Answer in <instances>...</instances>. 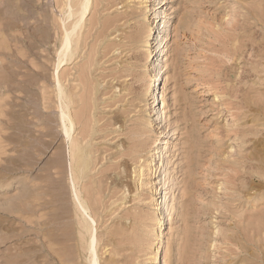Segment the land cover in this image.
I'll use <instances>...</instances> for the list:
<instances>
[{
	"label": "rangeland",
	"instance_id": "1",
	"mask_svg": "<svg viewBox=\"0 0 264 264\" xmlns=\"http://www.w3.org/2000/svg\"><path fill=\"white\" fill-rule=\"evenodd\" d=\"M74 1L0 0V264H88L68 247L56 79L74 95L70 137L90 149L79 186L100 193L97 264H154L160 240L161 264H264V0H161L160 26L153 0H88L57 66Z\"/></svg>",
	"mask_w": 264,
	"mask_h": 264
},
{
	"label": "bare ground",
	"instance_id": "2",
	"mask_svg": "<svg viewBox=\"0 0 264 264\" xmlns=\"http://www.w3.org/2000/svg\"><path fill=\"white\" fill-rule=\"evenodd\" d=\"M76 1V2H75ZM72 5H69V11H68V17H72V21L70 22L68 28L66 29L65 31V35L63 36V40H62V44L60 46V49H59V53H58V59H57V63L56 65H60L61 63H63L64 61H67L69 59H71V57L73 56L74 54V49L72 47V43L74 42V35L76 34V30L78 29L79 25H80V22L87 10V7H88V0H75ZM154 3V16L156 18H158V24L160 26V23L162 22L160 20V17L162 16V11L160 10L161 8V0H153ZM165 26V27H164ZM163 27L165 28L163 30ZM162 30L159 31V33L156 35V37L158 38V42H157V48H155V50L157 49V51H151L153 52V55L151 56V58H153V56H160L162 55L163 53V50H164V32H163V35H161L162 31H166L169 27L168 25H162L161 26ZM161 35V36H160ZM152 54V53H151ZM156 67H158V70L160 71V69L162 68V65H160V62L157 61L156 63H153L152 65V73L154 71H156ZM155 74V73H154ZM155 77H156V74H155ZM56 84H57V88H56V96H57V104H58V107H59V114H58V126L60 127L61 131H63V138H67L69 139V145H68V156L70 158V161L68 163V169L66 168V171L68 172V175H69V182L67 181V187L66 188H69V194H68V197H67V193L66 191H64V200L68 199L67 201H69L70 203L68 204L66 201V203H64V212L66 211L65 215H68L69 219L72 220V222L69 220V222L71 223H68V229L66 230H69L70 234H71V230L69 229V224H71V229H74V231L76 232V237L75 239L77 240V243L74 241L75 244L72 243V241L70 242L69 239H71V237L69 238V236L67 235L68 233L65 231L66 234H64V244L66 243L67 244V241L69 240V249L70 247H72L70 250L74 249L73 247H78L79 244H80V250L81 251H85L86 252V255H85V259L88 261V264H97V257H96V252H95V247H94V241H95V235L93 233V223L95 222L94 221V215L98 212H95L96 211V199H95V194L96 191L97 193H99V190L98 188L96 189L95 191V188L94 187H88V186H82L80 187L79 186V183H81V180H83V178L86 177L87 175V172L90 170V157H91V154H90V149L88 150L87 146L85 145H82L81 142L75 138H71L70 134H71V130L73 129L74 125L76 124L75 120H73V115L71 114L72 112H70V106L71 104L74 103V99H73V94L66 91L64 86L59 82V80L56 79ZM154 85L151 86V88L149 89V91L147 92V95L149 96V100H148V104H154V103H158V94H159V91L156 90V88H153ZM157 89H159V87H157ZM161 91L162 92H166L167 91V77L165 76L164 79L162 80V84H161ZM77 95V94H76ZM75 104V103H74ZM152 106V105H150ZM154 107V106H153ZM81 114V113H80ZM75 116V115H74ZM81 116V115H78V117ZM76 117V116H75ZM160 117H156V119H159ZM79 122V120H78ZM150 122V121H149ZM151 126H153L154 124H152V122L150 123ZM169 130L168 131H171V130H176L179 125L177 123V121L173 120L171 121V123H169ZM19 126V125H18ZM21 127V126H20ZM53 137V136H52ZM166 144H170V141H167ZM90 148V147H89ZM165 148H168L165 146ZM164 148V149H165ZM158 153H160V151H158ZM161 154V153H160ZM159 154V157H161V155ZM9 168V167H8ZM57 168H61L60 166L57 167ZM58 170V169H57ZM61 171L58 172V175L59 173H66V172H63V169L61 168L60 169ZM64 171H65V167H64ZM89 173V172H88ZM160 173V169H159V166H155L152 170H151V175H150V179H154L156 176H158V174ZM62 174V175H63ZM66 175V174H65ZM111 176V174H110ZM109 176V177H110ZM116 175H113V177H115ZM125 176V175H124ZM60 177V176H58ZM64 177V175H63ZM89 177V176H87ZM108 177V175H107ZM123 177V176H122ZM124 178V177H123ZM120 179V180H123ZM54 179V178H53ZM62 179V177H61ZM107 179V178H106ZM4 180V179H3ZM5 180H6V177H5ZM111 181V179H110ZM112 181L115 182V184H117L115 178L112 179ZM59 182V181H58ZM120 182V181H119ZM54 183V182H53ZM66 183V182H64ZM100 183V182H99ZM112 183V182H111ZM123 183V182H122ZM3 184H6L7 183H3ZM119 184V183H118ZM60 185V184H58ZM87 185V184H86ZM122 185V184H121ZM9 186V185H8ZM57 186V184L55 185ZM112 186V185H111ZM115 186V185H114ZM113 186V187H114ZM7 187V186H6ZM45 187V186H44ZM65 187V185H64ZM97 187H99V185H97ZM126 187V186H125ZM8 188V187H7ZM40 188H42V190H46L43 188V186L40 185ZM111 188V187H110ZM116 188V187H115ZM115 188H114V191H115ZM121 188V186H120ZM101 189V187H100ZM104 189V188H103ZM122 189V188H121ZM125 189V188H123ZM40 190V189H39ZM107 190V189H106ZM119 190V189H118ZM82 191L84 193V195L82 194ZM117 191V189H116ZM101 192V191H100ZM103 192V190H102ZM100 194V193H99ZM103 194V193H102ZM102 194L100 196H102ZM109 194H111L110 196H114L115 192H109ZM61 195V194H60ZM38 198H41L44 199L43 197H38ZM37 198V199H38ZM53 199V198H52ZM56 199V198H55ZM118 199V198H117ZM46 200V199H44ZM108 200H109V197H108ZM54 201V200H53ZM58 201V200H57ZM51 202V201H49ZM99 204V203H97ZM113 204V203H112ZM157 204H158V208L161 209L163 207L162 205V198H160V201H157ZM38 205H42V201L41 202H38ZM47 205V204H46ZM48 205H50L48 203ZM53 205V204H52ZM56 205V204H55ZM51 206V205H50ZM48 206V207H50ZM57 206V205H56ZM97 206V205H96ZM45 207V206H44ZM52 207V206H51ZM55 207V206H54ZM59 207V206H58ZM56 207V209L58 208ZM46 208V207H45ZM52 209V208H49V210ZM54 208V210H56ZM59 209V208H58ZM43 210H45L43 208ZM24 212V211H23ZM49 212V211H47ZM53 212V211H52ZM56 212V211H54ZM95 212V213H94ZM27 213V212H26ZM55 214V213H54ZM58 214V213H57ZM55 214V215H57ZM59 215V214H58ZM64 215V216H65ZM93 215V216H92ZM161 219L158 221V226L161 227V225L163 224L164 222V218H163V210L159 213ZM36 216V215H35ZM46 216V215H45ZM33 217V215L31 213H28L27 217L28 218L26 221H28L29 223H34V224H37L38 222H33L31 220V218ZM39 217V216H37ZM36 217V218H37ZM51 217V216H50ZM68 217H65L66 221L68 219ZM42 218V217H41ZM48 218V217H47ZM56 218V217H55ZM44 219V218H43ZM46 219V218H45ZM50 219V218H49ZM34 220V218H33ZM38 220V219H37ZM47 221V220H46ZM66 223V222H65ZM39 224V223H38ZM42 225V224H41ZM67 225V224H66ZM38 226V225H37ZM67 228V226H66ZM10 230V229H9ZM73 231V230H72ZM54 233V232H53ZM53 233L52 231L50 230V236L51 238H53ZM56 233V232H55ZM73 235L75 234L74 232L72 233ZM72 235V236H73ZM9 236V235H7ZM45 236V235H43ZM56 236V235H55ZM71 236V235H70ZM78 236V237H77ZM46 237V236H45ZM74 237V236H73ZM4 238V239H3ZM6 237L2 236L1 239L3 240H6L5 239ZM0 239V240H1ZM62 239V238H61ZM59 237H54L53 240H55L57 243L61 240ZM2 241V240H1ZM22 242V241H21ZM24 242V241H23ZM54 242V243H56ZM62 242V240H61ZM26 243V242H24ZM49 243V242H48ZM51 243H53L51 241ZM56 243V244H57ZM63 243V242H62ZM1 244V243H0ZM152 244V243H151ZM154 244V243H153ZM156 244V243H155ZM40 245V244H39ZM45 245V244H44ZM55 245V244H54ZM157 245V244H156ZM65 246V245H64ZM158 249L156 250V253H155V257H154V260L152 261L154 264H161V260H162V252L163 251H166V245L164 246L163 245V241L160 240V243L158 245ZM22 247V246H20ZM48 247V246H47ZM67 247V246H66ZM64 247V248H66ZM49 248V247H48ZM25 249V248H23ZM56 249V248H55ZM156 249V248H155ZM48 250V249H47ZM52 250V249H51ZM151 250V249H150ZM22 251V250H20ZM62 251V250H61ZM66 249L64 250V253H66ZM73 251V250H72ZM70 251L71 254H73V252ZM19 252V251H18ZM17 252V253H18ZM76 252L75 251V255H76ZM87 252L89 253V255H87ZM151 252V251H150ZM153 252V251H152ZM70 253L67 254L70 255ZM16 254V253H14ZM12 254V257L13 256H16V255H20V253L14 255ZM23 254H26V253H23ZM28 254V253H27ZM60 255H62L61 253H59ZM58 254V255H59ZM151 254V253H150ZM9 255V254H8ZM57 255V253H56ZM59 255V256H60ZM67 255V256H68ZM1 256V255H0ZM11 256V255H10ZM9 256V257H10ZM23 256V255H22ZM22 256H18V260L16 259L15 261L19 262V264H22L24 262V259ZM67 256L64 257L65 258V261L68 262V259H67ZM74 256L71 255L70 256V259H72V257ZM27 257H29L27 255ZM31 257V256H30ZM58 257V256H57ZM78 257V255H77ZM153 257V256H152ZM150 258V257H149ZM28 259V258H27ZM26 259V260H27ZM30 259V258H29ZM32 259V258H31ZM63 259V258H61ZM67 259V260H66ZM76 260V258H75ZM5 263L6 264H10V263H13L12 261L14 260H11V257L8 258L6 257L5 258ZM28 261V260H27ZM30 261V260H29ZM15 262V263H16ZM32 262V261H31ZM70 262V261H69ZM79 261L77 260V263ZM27 263V262H25ZM23 263V264H25ZM30 263V262H29ZM28 263V264H29ZM34 263V262H33ZM38 263V262H37ZM76 263V262H75ZM71 264V263H70ZM73 264V263H72Z\"/></svg>",
	"mask_w": 264,
	"mask_h": 264
}]
</instances>
